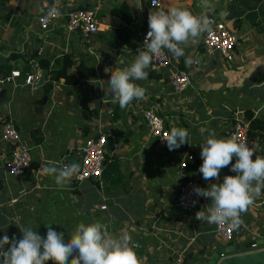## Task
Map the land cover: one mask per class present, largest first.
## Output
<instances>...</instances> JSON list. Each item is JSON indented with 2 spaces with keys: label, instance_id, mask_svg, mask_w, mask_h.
Returning <instances> with one entry per match:
<instances>
[{
  "label": "crops",
  "instance_id": "obj_1",
  "mask_svg": "<svg viewBox=\"0 0 264 264\" xmlns=\"http://www.w3.org/2000/svg\"><path fill=\"white\" fill-rule=\"evenodd\" d=\"M150 1L0 0V42L6 44L19 29L13 41L27 35L39 52L37 57L32 51L22 57L25 67L20 79L12 84L0 82V126L12 123L31 157L26 177L9 176L4 165L11 158L13 144L4 142L0 132V238L21 239V225L45 238L46 225H51L68 238L81 222L99 221L113 235L127 230L142 264H173L179 255L184 264H218L229 246L256 241L262 245L252 250L264 248V190L241 214L243 223L229 243L218 238L214 223L196 219L198 211L211 207L210 198L202 197L203 206L189 213L175 206L185 180L183 172L188 171L180 168L187 154L193 155L189 165L194 163L195 170L186 179L191 176L202 189L222 183L224 176L236 173L229 165L220 171L219 181H206L199 172L201 145L212 130L218 138L228 137L235 118L249 123L246 113L264 120V0H210L213 7L208 9L201 8L200 0H157V7H151ZM122 3L130 6L135 21L126 43L115 34L121 21L110 14ZM50 7H58L62 15L43 30L38 19ZM171 7L187 8L194 14L206 11L224 22L237 39L233 60L226 63L218 52L207 55L202 35L197 43L184 45L185 55L179 58L165 49L169 64L161 69L149 67L147 79L136 81L146 90L145 97L121 109L109 91L111 72L135 60L142 49L141 30L149 31V14ZM78 8L92 11L98 26V32L87 39L66 30L64 13ZM66 54L73 57L70 74L77 85L51 81L48 73L47 90L38 83L34 88L24 84L26 72L41 73L42 62L52 67ZM189 57L192 62L186 63ZM3 69L2 79L17 70L9 61ZM177 71L190 77L189 87L180 93L169 84ZM153 105L170 129L188 130L187 143L170 151L160 149L148 137L140 115ZM92 120L94 131L107 139L105 175L99 183L83 181L75 186L71 179L58 186L53 176L40 171L42 163L80 164ZM252 140L258 144L256 154L264 156V141ZM102 205L106 210H100Z\"/></svg>",
  "mask_w": 264,
  "mask_h": 264
},
{
  "label": "clouds",
  "instance_id": "obj_2",
  "mask_svg": "<svg viewBox=\"0 0 264 264\" xmlns=\"http://www.w3.org/2000/svg\"><path fill=\"white\" fill-rule=\"evenodd\" d=\"M200 3L202 9L213 7L210 0H200ZM61 15L58 7H50L41 16V23L47 24ZM148 25L144 48L138 49L135 60L110 75L109 91L113 103H118L121 109L133 100L145 97L146 90L136 81L147 79L146 69L162 55L163 50L177 58L184 56L183 46L189 42L195 44L202 34L211 32L213 21L206 11L194 14L187 8L171 7L150 13ZM191 62L189 57L186 63ZM188 135L187 129L173 127L162 139L171 151L187 143ZM201 146L203 163L199 172L206 181H219L220 171L229 165L236 174L224 176L222 183H210L206 189H194L197 195L211 199V207L207 212L198 211L196 219L210 224L229 222L231 227L238 228L243 223L241 214L264 190V156L257 155L254 146L236 136L218 138L214 130ZM233 158L235 163H232ZM40 171L53 176L56 184L62 187L79 174L80 166L76 162L57 166L53 161H45ZM46 227V238L24 225L19 227L21 239H10L7 235L0 238V264H48L49 261L53 264H142L127 230L113 235L102 222H81L65 238L63 232H57L51 225Z\"/></svg>",
  "mask_w": 264,
  "mask_h": 264
},
{
  "label": "built area",
  "instance_id": "obj_3",
  "mask_svg": "<svg viewBox=\"0 0 264 264\" xmlns=\"http://www.w3.org/2000/svg\"><path fill=\"white\" fill-rule=\"evenodd\" d=\"M151 7H157L158 1L151 0ZM66 21V30L68 33H78L83 38H89L98 32V26L95 21L94 13L85 9H72L64 13ZM213 21L211 32L202 34V47L207 55H212L218 52L222 60L226 63L232 62L237 47V39L234 33L227 25L217 20L215 16H209ZM57 19L50 21L47 24L41 23V17L38 19V25L41 29H47ZM147 32L141 38L142 49L144 48V40ZM169 64V55L166 50H163L162 55L157 58L151 65L152 69H161ZM41 73H31L24 75V84L26 86L35 87ZM21 78V72L18 70L12 71L9 76L3 78L1 83L12 84L15 79ZM169 84L173 92L180 93L187 89L190 85V77L187 72L177 71L170 77ZM155 105L150 106L141 111V119L147 128L148 137L155 140L160 149H168L167 143L162 138L170 134V128L166 121L158 111ZM92 132L88 135L84 145L80 151V171L74 176L77 183L83 181L101 182L105 171V145L107 142L106 136L101 132H95L94 120L89 123ZM1 137L4 142L13 144L11 158L6 161L4 169L6 173L14 178L26 177L31 164L30 148L21 142V136L15 126L8 122L0 126ZM249 123L239 118H235L231 129L228 131V137L236 136L241 141L250 146H254L256 152L258 144L252 140L249 135ZM193 155L187 154L181 162L180 168L185 171L193 160ZM185 180L180 185L175 199V206L182 212H193L203 206L202 196H199L194 191L195 188H200L199 184L192 178L186 179V172H183ZM100 210H106V206L102 205ZM236 228L230 226L229 222L214 223V231L218 238L225 243L232 242ZM173 264H184L183 258L179 255Z\"/></svg>",
  "mask_w": 264,
  "mask_h": 264
},
{
  "label": "water",
  "instance_id": "obj_4",
  "mask_svg": "<svg viewBox=\"0 0 264 264\" xmlns=\"http://www.w3.org/2000/svg\"><path fill=\"white\" fill-rule=\"evenodd\" d=\"M136 2V1H135ZM137 4V2H136ZM139 18V11L137 12ZM137 22H141L137 19ZM19 32L17 29L9 38L6 44L0 42V82L4 73V65L6 61H9L19 72H23L25 67L22 57H25L29 51H32V56L37 57L38 51L36 50V43L29 41L27 35H21L17 40V43L13 41L14 36ZM34 65H36L34 63ZM47 70L41 71V76L38 80V85L43 86L46 90L48 85L44 83ZM2 93H4L2 91ZM262 244H258L256 241H250L248 243L229 246L225 252L224 257L218 264H264V248L258 250H252Z\"/></svg>",
  "mask_w": 264,
  "mask_h": 264
},
{
  "label": "trees",
  "instance_id": "obj_5",
  "mask_svg": "<svg viewBox=\"0 0 264 264\" xmlns=\"http://www.w3.org/2000/svg\"><path fill=\"white\" fill-rule=\"evenodd\" d=\"M3 1L4 0H2V2ZM110 14L121 21V25L115 30V34L118 37L119 41L122 43L128 42L131 38V29L133 28L135 22L130 6L127 3H122L120 6L112 8ZM141 31L143 36L146 33V31L144 30ZM72 63H73L72 55L66 54L61 56L60 58H57L54 61L52 67L48 66L47 63L44 62L40 64V67L48 71V77L51 81L56 82L62 79L66 84L77 85L78 84L77 79L73 78L70 74ZM77 72L79 73L80 69H78ZM26 74H31V73L26 72ZM7 76L8 75H5V77ZM245 115L247 119H249V132H248L249 137L251 139L257 140L258 142L264 141V120L253 118V116L249 113H246ZM187 169L188 171L186 170V174H188L189 172L192 173L195 170L194 163L189 165ZM189 178H191V176L187 177V179ZM72 182L73 185L77 186L78 183L74 180V177L72 178Z\"/></svg>",
  "mask_w": 264,
  "mask_h": 264
}]
</instances>
